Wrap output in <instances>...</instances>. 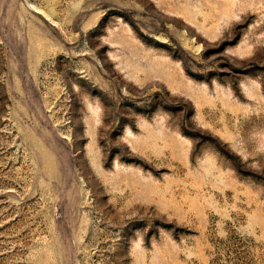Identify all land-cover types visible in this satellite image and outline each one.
Listing matches in <instances>:
<instances>
[{
	"label": "rangeland",
	"instance_id": "obj_1",
	"mask_svg": "<svg viewBox=\"0 0 264 264\" xmlns=\"http://www.w3.org/2000/svg\"><path fill=\"white\" fill-rule=\"evenodd\" d=\"M0 264H264V0H0Z\"/></svg>",
	"mask_w": 264,
	"mask_h": 264
}]
</instances>
